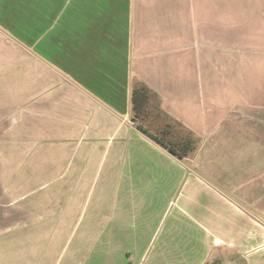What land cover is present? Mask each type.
<instances>
[{
	"label": "crops",
	"instance_id": "obj_1",
	"mask_svg": "<svg viewBox=\"0 0 264 264\" xmlns=\"http://www.w3.org/2000/svg\"><path fill=\"white\" fill-rule=\"evenodd\" d=\"M139 85L192 157L137 130ZM0 207V264H212L228 210L254 260L264 0H0Z\"/></svg>",
	"mask_w": 264,
	"mask_h": 264
},
{
	"label": "trees",
	"instance_id": "obj_2",
	"mask_svg": "<svg viewBox=\"0 0 264 264\" xmlns=\"http://www.w3.org/2000/svg\"><path fill=\"white\" fill-rule=\"evenodd\" d=\"M130 103L135 126L157 145L180 160L188 158L195 151V139L191 135L176 131L159 117L156 106L152 105L150 91L145 86L131 89ZM212 264L222 262L215 261Z\"/></svg>",
	"mask_w": 264,
	"mask_h": 264
},
{
	"label": "rangeland",
	"instance_id": "obj_3",
	"mask_svg": "<svg viewBox=\"0 0 264 264\" xmlns=\"http://www.w3.org/2000/svg\"><path fill=\"white\" fill-rule=\"evenodd\" d=\"M245 9H247V7H245ZM253 9H255V7H253ZM253 10H251L252 13ZM152 105L155 106V101L152 100ZM153 108V107H152ZM154 110V109H153ZM196 140V139H195ZM203 145V142L201 144V142H197V140L195 141V145L196 148L197 146ZM200 148V147H199ZM196 150V149H195ZM194 153H196L195 151L193 153H191V155L188 157H192L194 155ZM145 168V167H144ZM229 201H232L233 203L234 200L230 199L229 197L227 198ZM4 208V212L6 213V210L8 209L7 207H0V211ZM195 212V211H194ZM231 211H225V212H213L211 214V220L212 222H210V224H204L205 229L209 232L210 235L214 236L217 239H220L222 241H220V243H216L215 240H213V242L211 243L212 247V253H211V262L216 260V259H220L221 261H223L222 264H255L254 262H261L260 259V253L264 251V245H259L256 247V257L254 258V260L249 257L247 254L248 252L246 250L247 247L245 246V253L242 254L239 250H237L234 246H236V237H237V233L235 231V222L232 224V218L230 215ZM8 214V213H7ZM225 215H227L226 217H224ZM217 216L223 217L222 219H220L219 221L215 218ZM171 218H166L165 224L163 223L161 226V237L164 235V238H167L168 235V231H167V221L170 222ZM3 231L0 229V232ZM226 244H225V242ZM255 248V247H253ZM248 256V257H247ZM259 257V258H257ZM210 263V261H208ZM208 263V264H209ZM264 264V262H263Z\"/></svg>",
	"mask_w": 264,
	"mask_h": 264
},
{
	"label": "water",
	"instance_id": "obj_4",
	"mask_svg": "<svg viewBox=\"0 0 264 264\" xmlns=\"http://www.w3.org/2000/svg\"><path fill=\"white\" fill-rule=\"evenodd\" d=\"M133 122V121H132ZM138 130V129H137ZM139 131V130H138ZM140 132V131H139ZM142 135L146 136L145 134H143L142 132H140ZM147 137V136H146Z\"/></svg>",
	"mask_w": 264,
	"mask_h": 264
}]
</instances>
